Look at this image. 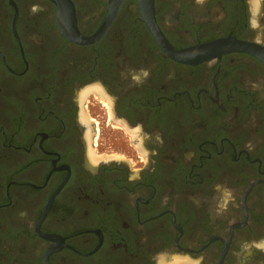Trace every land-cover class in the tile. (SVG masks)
<instances>
[{
    "label": "flooded vegetation",
    "instance_id": "flooded-vegetation-1",
    "mask_svg": "<svg viewBox=\"0 0 264 264\" xmlns=\"http://www.w3.org/2000/svg\"><path fill=\"white\" fill-rule=\"evenodd\" d=\"M70 1L0 0V264H264V0Z\"/></svg>",
    "mask_w": 264,
    "mask_h": 264
},
{
    "label": "water",
    "instance_id": "water-1",
    "mask_svg": "<svg viewBox=\"0 0 264 264\" xmlns=\"http://www.w3.org/2000/svg\"><path fill=\"white\" fill-rule=\"evenodd\" d=\"M57 7H58V19L59 21L63 19V14H68L70 17L73 16L74 13V7L73 4L70 0H53ZM111 12H109V15L106 18V21L102 23V25L99 27V29L92 35L90 36H83L82 34H80L75 27V22L74 20H71V25L73 28V30L71 31H64L63 34H65L66 37L73 35V37L79 41V42H87V41H91L94 40L95 38H97L100 34L103 33V31L105 30L113 12L115 11V7L111 8ZM73 18V17H72ZM155 36L157 37V39L162 41V48L173 58L178 59V60H191V59H195V60H201V59H205L206 57L216 53V52H222L225 50H228L227 48H229L227 45H222V43L220 42H211V43H207L204 45H201L200 47H196V48H185V49H174L173 47H171L169 44H167L166 42H164L161 33L159 31L154 32ZM69 38V37H68ZM230 49H235V50H250L251 47H248V45L245 42H238L236 43V45ZM264 50V49H263ZM259 50L258 52H256V55L262 56L264 57V51Z\"/></svg>",
    "mask_w": 264,
    "mask_h": 264
}]
</instances>
